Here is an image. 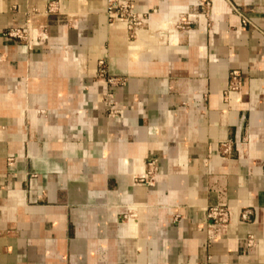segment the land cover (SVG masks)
Returning <instances> with one entry per match:
<instances>
[{
    "label": "crops",
    "instance_id": "obj_1",
    "mask_svg": "<svg viewBox=\"0 0 264 264\" xmlns=\"http://www.w3.org/2000/svg\"><path fill=\"white\" fill-rule=\"evenodd\" d=\"M45 1L0 0V264H264V0Z\"/></svg>",
    "mask_w": 264,
    "mask_h": 264
},
{
    "label": "built area",
    "instance_id": "obj_2",
    "mask_svg": "<svg viewBox=\"0 0 264 264\" xmlns=\"http://www.w3.org/2000/svg\"><path fill=\"white\" fill-rule=\"evenodd\" d=\"M201 4L206 6L209 5L208 1H204ZM13 6V5H11ZM60 9L59 0H47L43 3L42 10L47 13L55 12ZM103 11L109 21L121 23L128 35V38L134 39L137 34V30L145 26L147 23L146 11L138 10L134 7V4L130 0H103ZM186 20L189 19V15L186 14ZM183 20V18H180ZM240 20L242 24H251L249 19L240 14ZM25 28L23 26L11 27L6 30V35L13 37H23ZM104 72L103 60L99 58L97 60V67L95 69V76L101 77ZM230 86L234 87L237 84V73L232 71ZM107 81L113 83H120V79L115 77L107 78ZM12 157H7V163H11ZM242 218L247 217V211L242 210L240 213ZM205 216L209 220V223H224L229 218V209L223 202H218L212 205H209L206 208ZM251 237L247 238V243H251Z\"/></svg>",
    "mask_w": 264,
    "mask_h": 264
}]
</instances>
